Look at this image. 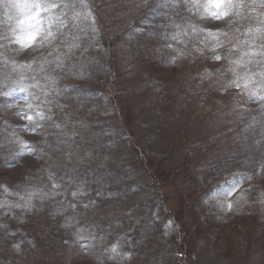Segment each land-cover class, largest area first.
<instances>
[{"label": "rangeland", "instance_id": "obj_1", "mask_svg": "<svg viewBox=\"0 0 264 264\" xmlns=\"http://www.w3.org/2000/svg\"><path fill=\"white\" fill-rule=\"evenodd\" d=\"M7 2L0 33H19L23 16ZM246 8L217 22L176 0L64 3L54 12L63 13L65 35L51 55L49 45L0 47V264H264V174L248 188L247 175L223 165L202 193L189 197L181 187L187 177L200 179L197 171L233 138L226 120L238 112L241 89L227 85L237 79L230 69L247 85L242 93L264 88V19L247 21ZM77 25L100 35L84 55L83 42L68 38ZM189 25L220 29L227 40L255 35V60L226 75L217 60L191 73L183 59ZM194 35L199 46L211 41ZM140 37L148 40L140 45ZM128 55L148 66L122 73ZM21 114L40 127L30 130ZM191 141L202 144L200 153L212 145L197 168L183 166L177 152ZM152 153L165 171L174 159L173 178L150 164Z\"/></svg>", "mask_w": 264, "mask_h": 264}, {"label": "trees", "instance_id": "obj_2", "mask_svg": "<svg viewBox=\"0 0 264 264\" xmlns=\"http://www.w3.org/2000/svg\"><path fill=\"white\" fill-rule=\"evenodd\" d=\"M87 2L91 3L93 0H61L59 4L62 5L64 3H72L74 5L77 2ZM111 1L115 4H123L124 1L128 0H107ZM257 3V4H255ZM244 7H247L245 10L248 12V19L247 21H252L255 19V17L260 18L261 20L264 19V0H244ZM70 14L67 12L66 20L70 21ZM258 20V19H256ZM90 30V33H89ZM91 27L81 26L77 25L75 26V29L69 33L68 38L71 39L77 43L83 42L82 48L80 51L81 55H84L88 53V49L86 48L87 45L91 44L93 41H95V38L97 39L100 35L96 37V35L93 33V30L91 31ZM251 31L250 29L246 30V32ZM184 40H187V45L183 46L182 43L180 44L185 47V50L187 52V55H183V59L186 61L189 71L191 73H195V71H203L207 66L209 65V62H212V57L215 55H221L224 57L223 59L219 60L218 63V69L222 71L223 74H228L226 71L229 68L237 66L236 63H233L235 61H239V65L241 64H247L248 66L251 65V62L255 60V54L258 52V49H256V52H253V44L256 41V36L252 35L251 37H244L241 36L238 39H230L227 40L224 37H221V40H224V46L220 48H216L213 50L212 44L214 41H210L206 45H198L195 41V35L194 32L191 31V29H188L184 33ZM119 38L118 34H114L111 41L112 43L116 42ZM148 40L147 37H140L138 39L139 44L143 45L144 42ZM108 39H106L107 43ZM190 41V43H188ZM230 41V43L228 42ZM89 44H85V43ZM109 42V41H108ZM92 46V45H91ZM90 46V48H91ZM129 58H125L123 60L124 63L118 66L117 70H120L122 73L125 71L128 67L131 69L129 71L132 74L138 72L143 65L148 66L147 63H144V61L135 58L133 55H128ZM131 56V57H130ZM216 61V60H215ZM258 67L254 70L255 74L259 73L260 68L263 66L262 62L257 63ZM113 68V65H108V70ZM221 74V72H220ZM219 74V75H220ZM233 81V80H232ZM232 81H229L227 85H231ZM264 84V82H263ZM263 86V85H262ZM264 87V86H263ZM224 88V87H222ZM241 91L238 93L237 97L239 98L240 105L238 104V112L235 116L232 117V119L226 120V125H231L229 127L230 132L233 134V138H230V142H226L227 150L223 152L220 156V158H216L217 160L214 161H207V163L204 165L202 163V159L200 160L202 154H205L207 158L211 152H212V145L209 144V149L204 147L203 153H200V149L203 147L200 143H189L188 145L181 147L177 152L182 156V161L184 164L183 166H189L192 165V167L197 168L200 165H204L202 169H199V174L201 176L200 179H197L196 177H187L182 181V188L185 193L190 197V195L194 194V191L202 193V191L205 188V185L210 182L209 177L211 176H217L219 174V169L222 170L223 165L224 167H238L239 171L243 175L248 176V180H252L251 185L248 186V188L257 189V182L259 175L264 174V88L259 91L257 95L249 94L246 90V93H242L245 89V87H240ZM216 89H213V92ZM217 91V90H216ZM263 101V102H262ZM231 137V136H230ZM190 142V141H188ZM192 145V146H191ZM199 146V147H198ZM201 146V148H200ZM255 146V148L253 147ZM253 150V154L250 157L247 150ZM189 152H192V155L189 154ZM178 155V154H177ZM143 157V156H142ZM192 158V159H191ZM150 161V164L153 165L154 163L158 164V168L160 166V171L162 174L166 175L169 178L174 177V168L172 166V163L174 162V159L171 160V167H168V170H164L163 161L161 154L158 153H152L148 154V158ZM154 162V163H153ZM158 162V163H157ZM192 163V164H189ZM185 167V168H186ZM173 168V170H172ZM196 171V170H195ZM165 172V173H163ZM169 176H168V174ZM175 179V178H174ZM202 184L203 186H201ZM259 188V184H258ZM188 197V199H189ZM255 198V197H254ZM256 199V198H255ZM255 208L257 212L261 213L262 207L258 204V200L256 199L255 202Z\"/></svg>", "mask_w": 264, "mask_h": 264}, {"label": "snow or ice", "instance_id": "obj_3", "mask_svg": "<svg viewBox=\"0 0 264 264\" xmlns=\"http://www.w3.org/2000/svg\"><path fill=\"white\" fill-rule=\"evenodd\" d=\"M0 2H2V0H0ZM176 2L186 7L189 12H192L194 8L198 10L203 7L207 16L202 14L201 18H210L217 22L228 20L230 14L239 16L240 12L238 9L244 7V0H207L204 5H201L199 0H176ZM4 6L9 9H16L23 16V19L18 21V26H20L19 33H17L15 28L9 30L11 34H9V31L0 33V47L18 44L22 50H43L45 45H49L51 46V50L48 52L49 55L52 54V51L56 50L60 38L65 35L64 29L67 26L65 19L62 18L63 13L56 14L54 12L55 9L62 7L61 4L56 3V0H8ZM23 26H26V28ZM189 27L194 33L205 34V40L214 41L212 44L213 50L223 47L225 41L221 40V37L227 38L228 36V33L220 29L213 31L210 28H198L195 25H189ZM228 42L230 43V41ZM201 43H204V40H202ZM223 58L224 57L221 55L212 57V59L217 61ZM56 59L59 60V56H57ZM233 63L239 66V61ZM230 71L237 77L236 80L232 81V85L237 88L241 87L239 83L241 79L239 73L236 72L235 68L230 69ZM244 87H247V85L245 84ZM21 115L30 122L29 128L32 131L40 127L39 120L51 119V116H45L43 112L36 113L39 120H33V117L28 114ZM25 147L31 150L30 145H25ZM53 187H58V185L54 183ZM233 187L235 188V186ZM231 194L232 190H229L227 195ZM72 195L75 196L76 193H72ZM229 207H231V205H229ZM166 227H170V222ZM111 251L114 253L116 252L115 245H113ZM117 255H119V253H117ZM130 255L131 253L124 254L126 257H130Z\"/></svg>", "mask_w": 264, "mask_h": 264}]
</instances>
